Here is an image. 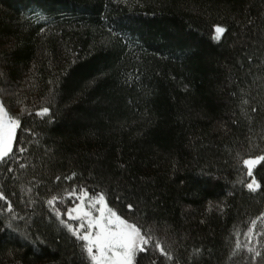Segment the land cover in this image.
Wrapping results in <instances>:
<instances>
[{
    "label": "trees",
    "instance_id": "1",
    "mask_svg": "<svg viewBox=\"0 0 264 264\" xmlns=\"http://www.w3.org/2000/svg\"><path fill=\"white\" fill-rule=\"evenodd\" d=\"M0 100L28 149L0 166V264H91L46 203L73 185L136 204L164 264H264L243 234L264 213V161L243 165L264 155V0H0Z\"/></svg>",
    "mask_w": 264,
    "mask_h": 264
},
{
    "label": "snow or ice",
    "instance_id": "2",
    "mask_svg": "<svg viewBox=\"0 0 264 264\" xmlns=\"http://www.w3.org/2000/svg\"><path fill=\"white\" fill-rule=\"evenodd\" d=\"M226 31L225 27L217 25L213 38L219 39ZM243 103L248 104L249 102L244 100ZM251 111L255 112L256 109L252 108ZM48 113L49 108L45 107L37 115ZM20 127V119L9 115L3 103H0V166H7L6 170L9 173L13 172L10 162L17 163L21 169L27 167L26 164L20 163L17 157V153H24L28 150L22 145L17 148L20 144L17 129ZM260 161H264V155H258L255 159L243 160L248 176L253 175L252 167ZM76 175L77 173L73 172L71 176H66L64 179L73 180ZM60 179L59 176L56 177L57 181ZM246 186L250 191L260 188L255 178ZM115 199L122 201L124 197L117 196ZM0 201H4L0 210L12 213L13 219L18 218L2 188H0ZM66 201L71 206H68L66 212L62 213L56 205ZM46 203L52 209L53 215L59 219L60 224L82 242V252L87 255L91 264H164V260L173 261L175 259L169 250L170 246L169 248L164 246V242L156 235L154 227L141 223V220L137 218L138 208L133 202L126 203L124 205L126 211H121L110 206L106 192L85 185H73L65 190L63 197L52 195ZM65 214L67 220L61 218ZM68 221H76L77 225L74 226ZM6 227L10 228L11 224L9 223ZM243 234L249 242L254 236L264 237V213L251 220L247 231ZM240 247L241 244L237 241L236 249ZM247 251L254 253L253 259L261 257V252L254 248L247 247ZM232 254L236 255V251L234 250Z\"/></svg>",
    "mask_w": 264,
    "mask_h": 264
},
{
    "label": "rangeland",
    "instance_id": "3",
    "mask_svg": "<svg viewBox=\"0 0 264 264\" xmlns=\"http://www.w3.org/2000/svg\"><path fill=\"white\" fill-rule=\"evenodd\" d=\"M0 103H1V100H0Z\"/></svg>",
    "mask_w": 264,
    "mask_h": 264
}]
</instances>
